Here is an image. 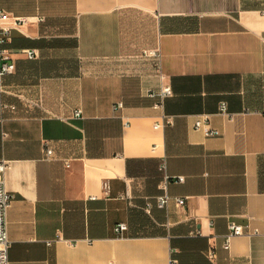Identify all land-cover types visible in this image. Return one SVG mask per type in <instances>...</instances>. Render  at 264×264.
<instances>
[{
    "label": "crops",
    "instance_id": "crops-1",
    "mask_svg": "<svg viewBox=\"0 0 264 264\" xmlns=\"http://www.w3.org/2000/svg\"><path fill=\"white\" fill-rule=\"evenodd\" d=\"M0 6L43 18L1 47L14 65L0 81L9 264H264V0ZM162 85L173 96L156 110L146 91ZM202 115L216 136L194 128ZM163 117L172 125L155 130ZM162 161L184 178L169 183L165 208ZM231 223L257 232L226 250Z\"/></svg>",
    "mask_w": 264,
    "mask_h": 264
},
{
    "label": "built area",
    "instance_id": "built-area-1",
    "mask_svg": "<svg viewBox=\"0 0 264 264\" xmlns=\"http://www.w3.org/2000/svg\"><path fill=\"white\" fill-rule=\"evenodd\" d=\"M42 17H27V16H15L11 13L5 11L0 6V81L4 76L12 74L14 71V65L10 62L9 55L1 49L2 45L7 43L12 35L13 30L20 29L24 26H27L33 22L42 21ZM25 55L34 59L38 56V51L36 49H27L23 51ZM143 56L147 58L154 59L156 65L159 67L161 53L159 49H149L143 52ZM146 96L150 98H156L157 100L153 104V108L156 110H162L164 107L165 99L173 96V90L171 86L162 85L158 88H150L146 91ZM115 109H120L123 107L122 102H118L114 105ZM219 112L221 114L227 115L228 109L225 102H222L219 106ZM83 115L82 109H76L73 113L75 118H80ZM164 118V117H163ZM173 121L170 117L164 118L162 121H157L153 128L158 130L167 125H172ZM125 126H128V122H124ZM194 128L197 130H202L206 136H216L218 134L217 130L210 126L209 118L207 115L199 116L194 124ZM47 154H52V149H47ZM66 166H70L69 162H66ZM7 167L6 162H0V264H9L8 259V249L10 246V240L8 237V219L7 213L11 206L12 195L6 190L4 185V172ZM159 171L162 173V179L159 184L160 190H162V194L156 197V204L160 208H165L169 205L170 201L173 199L168 192V185L170 182H182L184 178L182 176L179 177H170L166 173V164L165 161H162L158 167ZM103 193L105 197L110 195V183L108 180L103 181ZM175 202L179 206H183L185 204L184 198H174ZM151 204H147L146 211L150 213ZM115 232L118 235H122L125 230H127V224L118 223L114 227ZM257 230L251 231L248 226L240 225L236 223H231L229 225V231L225 235V240L223 244L224 249H229L230 242L232 238L244 235L246 233H256ZM209 257L214 258L215 255L212 251L209 252ZM114 264V263H110ZM170 264H178L177 260L171 259Z\"/></svg>",
    "mask_w": 264,
    "mask_h": 264
}]
</instances>
